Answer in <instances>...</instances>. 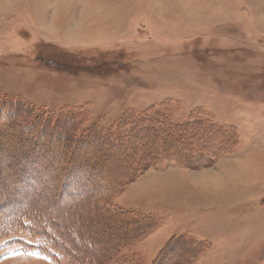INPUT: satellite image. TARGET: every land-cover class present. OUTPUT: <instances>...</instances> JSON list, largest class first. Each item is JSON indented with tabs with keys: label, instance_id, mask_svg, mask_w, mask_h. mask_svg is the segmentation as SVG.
<instances>
[{
	"label": "rangeland",
	"instance_id": "1",
	"mask_svg": "<svg viewBox=\"0 0 264 264\" xmlns=\"http://www.w3.org/2000/svg\"><path fill=\"white\" fill-rule=\"evenodd\" d=\"M5 208L68 257L0 264H264V0H0Z\"/></svg>",
	"mask_w": 264,
	"mask_h": 264
},
{
	"label": "trees",
	"instance_id": "2",
	"mask_svg": "<svg viewBox=\"0 0 264 264\" xmlns=\"http://www.w3.org/2000/svg\"><path fill=\"white\" fill-rule=\"evenodd\" d=\"M15 108H16V104L8 109L11 110V114L15 116L16 119L24 118L25 116H27V111L23 112V110H27V108L25 109V107H20L22 109H19V111H17V109L13 110ZM38 124H39V120L31 121L29 126L23 127L22 130L20 129V132L24 134L35 133V135L41 138L42 140H46L48 137L52 139L57 138V136L55 138V133H53L54 130L49 127L44 128L46 129V132L43 131L42 129L40 130L41 132L40 131L37 132L36 131L38 129L37 127H39ZM188 126L189 128L193 127L194 123H191L190 125H177L173 129L167 130V132L168 133L170 132L174 136H178V137L185 136L187 131L186 128ZM221 128L224 129V133L226 134L229 131V127L227 128V126L225 128L223 127ZM151 134H153V132H151ZM92 136L90 135L88 136V138ZM86 140H83L81 144L83 145L86 144L87 143ZM224 148L226 149V147ZM123 182H126V180H124ZM8 209L9 208H5V210L0 211V242L16 234L27 233L29 237L35 239L36 241H38V243L36 246H29L26 244H22L21 248L25 249V251L36 250V252L39 255L49 258L50 260L54 261V263H56L58 257H62V258L68 257L65 253V249L63 248L64 242L61 240V237L57 234V232L51 228V226L48 225H45V227L44 225L39 226L37 221L33 220V218H29L28 216H26L25 211L21 212L19 210L18 212L10 214L9 212H6L8 211ZM4 219L6 220L9 219V220H7V222L5 223Z\"/></svg>",
	"mask_w": 264,
	"mask_h": 264
},
{
	"label": "bare ground",
	"instance_id": "3",
	"mask_svg": "<svg viewBox=\"0 0 264 264\" xmlns=\"http://www.w3.org/2000/svg\"><path fill=\"white\" fill-rule=\"evenodd\" d=\"M55 140V139H54ZM65 157H66V155H65ZM33 166V165H32ZM24 168V167H23ZM46 175V174H45ZM37 177V176H36ZM47 181V180H46ZM46 185V184H45ZM44 186V185H43ZM21 192V191H20ZM168 247V246H167Z\"/></svg>",
	"mask_w": 264,
	"mask_h": 264
},
{
	"label": "crops",
	"instance_id": "4",
	"mask_svg": "<svg viewBox=\"0 0 264 264\" xmlns=\"http://www.w3.org/2000/svg\"><path fill=\"white\" fill-rule=\"evenodd\" d=\"M235 163H237V161H236ZM238 163H239V162H238ZM246 163H247V161H246Z\"/></svg>",
	"mask_w": 264,
	"mask_h": 264
}]
</instances>
